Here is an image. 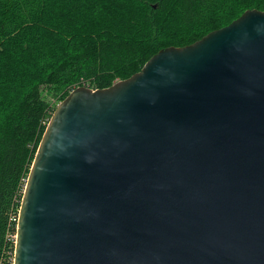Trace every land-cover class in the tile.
<instances>
[{"label": "water", "instance_id": "1", "mask_svg": "<svg viewBox=\"0 0 264 264\" xmlns=\"http://www.w3.org/2000/svg\"><path fill=\"white\" fill-rule=\"evenodd\" d=\"M14 264H264V11L55 109Z\"/></svg>", "mask_w": 264, "mask_h": 264}, {"label": "trees", "instance_id": "2", "mask_svg": "<svg viewBox=\"0 0 264 264\" xmlns=\"http://www.w3.org/2000/svg\"><path fill=\"white\" fill-rule=\"evenodd\" d=\"M264 0H0V264H14L25 182L57 108L106 89Z\"/></svg>", "mask_w": 264, "mask_h": 264}, {"label": "built area", "instance_id": "3", "mask_svg": "<svg viewBox=\"0 0 264 264\" xmlns=\"http://www.w3.org/2000/svg\"><path fill=\"white\" fill-rule=\"evenodd\" d=\"M48 124H49V122L48 123H45L46 128H47ZM12 220H13V222H16V224H18L19 212H18V216L17 217H13ZM16 238H17V235H14V236L11 237V239L15 242V244H16Z\"/></svg>", "mask_w": 264, "mask_h": 264}, {"label": "bare ground", "instance_id": "4", "mask_svg": "<svg viewBox=\"0 0 264 264\" xmlns=\"http://www.w3.org/2000/svg\"><path fill=\"white\" fill-rule=\"evenodd\" d=\"M35 161V160H34ZM33 164H34V162H33ZM32 167H33V165H32ZM31 170H32V168H31ZM30 175V174H29ZM28 179H29V176H28V178L26 179V182H28ZM26 182H25V185H27L26 184ZM24 190H26V189H24ZM25 193V192H24Z\"/></svg>", "mask_w": 264, "mask_h": 264}]
</instances>
